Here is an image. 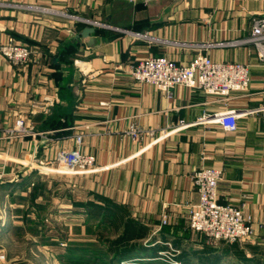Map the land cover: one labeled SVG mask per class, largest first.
<instances>
[{"label": "crops", "instance_id": "1", "mask_svg": "<svg viewBox=\"0 0 264 264\" xmlns=\"http://www.w3.org/2000/svg\"><path fill=\"white\" fill-rule=\"evenodd\" d=\"M262 16L264 0H0V43L11 37L33 50L25 64L0 53V264H104L89 259L107 251L97 233L116 232L74 205L93 194L149 229L144 248L121 264H171L159 252L173 249V259L182 256L176 264H235L229 256H200L204 237L187 225L198 201L192 173L209 166L223 171L218 201L250 217L254 234L245 242L264 250V61L253 45L237 42ZM87 25L94 31L80 35ZM198 51L248 64V89L227 101L185 86L168 96L127 70L150 54L186 64ZM33 101L41 107L32 110ZM246 107L257 112L238 119L235 131L171 128L204 111ZM19 116L31 132L4 133ZM130 125L155 135L134 140L125 133ZM76 147L94 154L89 170L38 168ZM163 212L169 223L160 227Z\"/></svg>", "mask_w": 264, "mask_h": 264}, {"label": "built area", "instance_id": "2", "mask_svg": "<svg viewBox=\"0 0 264 264\" xmlns=\"http://www.w3.org/2000/svg\"><path fill=\"white\" fill-rule=\"evenodd\" d=\"M137 35L145 36L143 33ZM237 42L253 45L258 58L264 61V16L254 19L250 34ZM0 53L15 64H25L31 59L33 50L29 45L9 37L5 42L0 43ZM127 70L138 83L150 84L168 96L172 94L174 87L185 86L199 89L204 94L223 101H227L232 92L246 91L251 80L248 64L214 60L201 51H198L186 64L177 63L168 55L150 54L129 64ZM31 107L34 110L41 105L33 101ZM254 112H257V109L247 107L204 111L194 121L186 122L179 119L171 128L177 130L192 124H218L225 131H235L238 119ZM30 132V127L20 116L14 119L10 127L4 129V133L9 135H26ZM125 133L134 140H139L146 134L153 137L155 135L153 129H143L135 125H130ZM163 135L165 133H161V136ZM82 136L81 132L74 135L78 145L82 141ZM156 139L154 138V141ZM94 164V154L84 153L76 147L61 149L52 162L38 165V168L45 170L55 168L71 173L87 171ZM222 178L223 171L220 167H201L192 173V183L197 190L198 201L189 207L187 225L191 231L201 234L204 242L211 246H217L220 242H245L254 234L250 217L245 215L240 207L218 201V183ZM168 223L169 214L163 212L159 226ZM175 253L177 251L174 249L169 252L162 250L159 252L160 259L176 264V260L172 258Z\"/></svg>", "mask_w": 264, "mask_h": 264}, {"label": "trees", "instance_id": "3", "mask_svg": "<svg viewBox=\"0 0 264 264\" xmlns=\"http://www.w3.org/2000/svg\"><path fill=\"white\" fill-rule=\"evenodd\" d=\"M75 206L83 207L88 215L93 218H99L100 222H106L108 226L116 232L115 237H104L102 233H97V239L106 245L107 251L112 256L107 258L106 252H98V249L92 252L91 258L95 263H99V259L104 260V264H121L122 261L128 260L123 255L133 250H140L142 240L148 235V227L131 217L125 207L115 203L110 198L93 194V199L83 201H74ZM252 253V257L246 255V250ZM264 250L258 245L248 244V242H220L217 246H211L205 243L197 253H211L219 261L225 256L232 258L235 264H264L261 257L264 256ZM182 256L177 255L174 260H181ZM136 262L138 258L131 259Z\"/></svg>", "mask_w": 264, "mask_h": 264}, {"label": "water", "instance_id": "4", "mask_svg": "<svg viewBox=\"0 0 264 264\" xmlns=\"http://www.w3.org/2000/svg\"><path fill=\"white\" fill-rule=\"evenodd\" d=\"M93 31H94V27L87 25V26L83 27L82 31H80V35L85 36V35L92 33ZM91 40H93V37L91 38Z\"/></svg>", "mask_w": 264, "mask_h": 264}]
</instances>
